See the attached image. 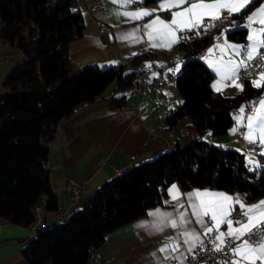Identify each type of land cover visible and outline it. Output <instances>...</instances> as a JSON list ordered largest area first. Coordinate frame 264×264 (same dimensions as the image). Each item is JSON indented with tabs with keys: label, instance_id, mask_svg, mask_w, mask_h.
I'll use <instances>...</instances> for the list:
<instances>
[{
	"label": "trees",
	"instance_id": "1",
	"mask_svg": "<svg viewBox=\"0 0 264 264\" xmlns=\"http://www.w3.org/2000/svg\"><path fill=\"white\" fill-rule=\"evenodd\" d=\"M74 2L0 0L4 22L0 35L22 51L0 90V216L26 227L34 219L38 201L47 209L58 206L46 161L59 122L96 100L113 80L117 84L110 99L120 105L125 94L118 89L131 85L134 75L123 64L100 66L71 57L70 41L84 32L81 13L72 9ZM259 3L256 0L250 7ZM231 19L242 24L237 16ZM223 29L228 37L247 42L249 29L225 21L219 29L199 36L194 32L177 43L184 59L176 75L182 101L168 119L173 123L190 117L180 142L107 178L82 206L26 238L27 264H88L108 231L162 202L174 180L183 187L223 188L250 199L264 196V165L253 169L242 150L197 137L227 132L235 120V107L263 91L253 87L250 78H243L244 91L233 95L212 87L216 72L196 53L213 43Z\"/></svg>",
	"mask_w": 264,
	"mask_h": 264
},
{
	"label": "crops",
	"instance_id": "2",
	"mask_svg": "<svg viewBox=\"0 0 264 264\" xmlns=\"http://www.w3.org/2000/svg\"><path fill=\"white\" fill-rule=\"evenodd\" d=\"M141 7L158 9V3L157 0L145 1L143 5L133 4L129 9H121L118 4L113 3V0H104L103 6L95 10L89 9L85 0H75L72 5V9L80 12L84 21L83 35L72 39L69 43V53L76 62H97L100 66L123 64L126 69H131V64L135 59L144 58L146 64L150 65L148 79L153 81L160 72L164 74L165 79L161 82L158 91L148 89L139 94L134 93L131 90L132 84L126 88H119L118 91L125 94L120 105H115L110 99L117 84V80H113L115 83L110 90L105 88L96 100L83 104L73 114L59 122L56 134L50 141L48 159L51 160L50 180L64 208L63 218L82 206L92 191L107 178L134 163L174 148L180 142V135L190 121L188 115L173 123L168 119L169 113L182 101L176 85V75L184 59L176 54L177 43L170 49L150 47V42L143 30L135 33L139 42L131 38L120 39L122 35L133 34L137 28L142 29V26L154 17L128 21L123 16L117 17L114 10L122 12ZM157 14L161 17L169 15L159 11L154 15ZM101 20L110 27L112 35L100 31L99 22ZM3 25L4 22L0 18V29ZM183 34L178 33V37ZM227 41L237 44L232 40ZM143 42L146 43L144 51L141 49ZM217 42L224 43V38L222 41L215 40L208 45L202 55L203 59L209 55L207 50L214 47ZM247 42L250 43V41ZM18 51L19 48L12 41L0 35V90L4 88L5 74L10 72L20 58ZM215 52L220 53L216 50L214 56L221 55ZM229 58L227 55L224 56V59ZM177 63H179V71H169L170 68H175ZM217 76L219 75L216 72L212 85L218 81ZM237 83L243 84L240 79ZM234 87L235 85L225 81V86L221 88V91L227 95H233L230 92ZM239 110L236 108L233 110L234 117L239 114ZM234 127H236L235 120L227 132L213 135L212 142L220 146L231 145L242 150L248 162L250 153L251 155L256 153L254 157H251L254 160H261L264 164V156L260 155L261 149L258 145L249 143L242 135L246 129L240 128L233 134L231 130ZM170 129L173 131L171 136L168 135ZM251 165L249 163V166ZM70 179L86 182L88 185V189L83 191L81 197L74 202L66 191V184ZM173 184L180 189L181 193L210 190L229 195H241L237 191L210 186L183 187L178 180H174L167 185L162 202L149 207L144 214L132 221L108 231L104 242L90 255L88 264H141L144 261L157 264V258L152 257L150 253L168 243L170 237H174L176 230L167 228L163 233L152 234L155 233L154 224L158 218L152 217L150 213L159 209L172 212L175 217L178 213L188 210L191 216L186 196H182L183 208L173 207L176 202L172 201L169 193ZM45 198L46 195L43 196V201ZM261 200H264V196L255 197L248 202L256 204ZM236 207L239 209L238 205ZM235 215L233 213V217ZM54 216L55 209H47L44 218L50 224ZM192 219L195 220L194 217ZM144 224H148L149 227H144ZM192 226L199 231L198 225H190ZM220 231H226V225H222ZM28 235L26 225L0 216V264H27L23 245L26 238H29ZM244 238L247 239V237ZM183 248L184 246L181 245V250ZM163 255L157 253L158 257ZM256 264H261V262L257 260Z\"/></svg>",
	"mask_w": 264,
	"mask_h": 264
},
{
	"label": "snow or ice",
	"instance_id": "3",
	"mask_svg": "<svg viewBox=\"0 0 264 264\" xmlns=\"http://www.w3.org/2000/svg\"><path fill=\"white\" fill-rule=\"evenodd\" d=\"M113 3L118 4L121 9H129L133 4L143 5L145 0H113ZM157 3L158 9L141 7L122 12L114 10L117 17L123 16L128 21L154 17L144 24L142 29L137 28L133 34L122 35L120 39L131 38L139 42L135 33L143 30L150 47L170 49L181 39H189L186 35L178 37V33L195 32L197 36L201 32L208 34L212 29H219L225 21H229L231 27L243 26L251 29V33L247 35V41L250 43H228L225 35L227 29L215 37L216 41L223 37L224 43L217 42L214 47L207 50L209 55L204 57L220 76L212 87L216 91H221L227 81L243 92L244 85L237 83L240 72L243 70L248 74L250 68L264 69V52L261 51L264 49V0H260L255 8H251L250 5L256 4V0H157ZM158 11L169 15L167 17L154 15ZM232 16H237L242 24H237L235 19L230 20ZM216 50L221 54L218 57L214 56ZM229 53L239 59H224ZM254 60H259V63L253 65L251 62ZM169 71H179V63ZM250 83L255 88H264V70ZM247 108L250 112L245 115L246 107L241 106L239 114L234 117L236 127L231 131L235 134L240 128H245L246 131L242 133L244 138L251 144H257L261 149L260 155L264 156V98L250 103ZM249 163L259 166V162L251 155ZM169 193L172 201L176 202L174 208H183L182 196H186L191 216L188 210L178 213L175 217L172 212L159 209L150 213L152 217L158 218L154 224L155 233L152 234L163 233L167 228L176 230L168 243L150 253L152 257L157 258V264H166L168 260L176 261L177 264H187L190 257L196 258L198 249L200 252L223 253L226 259L219 264H256L257 260L264 264V200L251 204L247 195H229L210 190L181 193L175 184L171 186ZM233 213L236 214L235 217ZM192 217L195 218L194 221ZM194 224L199 226V231L195 226L190 227ZM222 225H226V231H220ZM143 226L149 227L148 224ZM205 238L211 245L210 249L205 243ZM232 244L235 246L231 247ZM181 245L184 246L183 250ZM225 248H230V251L225 252ZM157 253L164 255L158 257Z\"/></svg>",
	"mask_w": 264,
	"mask_h": 264
},
{
	"label": "built area",
	"instance_id": "4",
	"mask_svg": "<svg viewBox=\"0 0 264 264\" xmlns=\"http://www.w3.org/2000/svg\"><path fill=\"white\" fill-rule=\"evenodd\" d=\"M87 6L91 10H95L99 7H102L104 4V0H85ZM99 29L103 33H109L112 35V32L110 31V27L107 25L106 22L100 21L99 22ZM188 37L194 36V32H188L187 35ZM223 40V37L221 38L220 41ZM244 44H248V42H244ZM207 47H204L200 51L196 53V56H202L205 53ZM141 49L144 51L146 49V43L143 42ZM19 55H22V51L19 49L18 51ZM182 51L181 49L177 46L176 54L181 55ZM253 65L259 63V60H254L251 62ZM131 69L133 70V79H132V92L134 93H142L148 89H154V90H159L161 82L165 79V76L162 72H160L153 81H150L148 79V75L150 72V67L146 64L144 58H137L132 62L131 64ZM262 71L261 68H250L248 70V74H246L243 70L240 72L241 77L243 78H250L254 79L258 77V73ZM262 97V94L253 96L251 98L245 99L243 103H245L246 107V112L245 115L249 114L250 109L247 108V106L252 103V102H258L260 98ZM244 130V128H242ZM173 134V131L170 129L168 131V135L171 136ZM198 138H207L209 141H212L213 135L209 132L201 134H197ZM46 164L51 167V160H47ZM88 189V185L86 182H78L76 180L70 179L68 180L66 184V191L70 199L74 202L78 200L83 191ZM47 210V207L42 201H38L35 204V216L34 219L27 225V230L29 231V237L32 236V233H36L37 230L44 228L49 225V223L46 221L44 218L45 212ZM64 215V208L61 203V198L58 197V206L55 209V216L54 220L51 222L53 223L54 221L60 220L63 218ZM50 223V224H51ZM205 243L208 244L207 238H205ZM227 243V241H226ZM235 245L232 244L231 247H234ZM208 248H211V245L208 244ZM230 248H225V252H229ZM226 259L223 253H216L212 251H205V252H200L199 249L197 250V256L195 259H192L191 257L189 258L187 264H219L220 261ZM141 264H155L151 261H144ZM168 264H177L176 261L170 260Z\"/></svg>",
	"mask_w": 264,
	"mask_h": 264
},
{
	"label": "rangeland",
	"instance_id": "5",
	"mask_svg": "<svg viewBox=\"0 0 264 264\" xmlns=\"http://www.w3.org/2000/svg\"><path fill=\"white\" fill-rule=\"evenodd\" d=\"M256 6H258V5H256ZM255 6V7H256ZM254 7V8H255ZM1 18V17H0ZM254 27H256V25H253ZM224 30V29H223ZM251 33V29H249V31H248V34H250ZM225 35H226V37H227V40H232V41H234V42H237V44H244V41H238V40H235V39H232V38H230V37H228V35H227V32L225 33ZM216 54H220V53H218V52H215ZM227 56L228 57H230V58H233L232 57V55L229 53V54H227ZM234 59V58H233ZM218 75H219V73H218ZM218 78V80L220 79V76H217ZM240 80L243 82V77H241V75H240ZM114 83H115V81H112V82H110L109 84H108V86L106 87L107 89L106 90H110L113 86H114ZM227 91H230V90H227ZM240 90L237 88V87H234L232 90H231V94H235V93H238ZM227 93H229V92H227ZM262 94H263V96L261 97V99L262 98H264V88H263V91H262ZM244 105V103L243 102H241L239 105H237L235 108L236 109H240L241 108V106H243ZM218 135V134H217ZM254 152H255V150H253ZM261 151V150H260ZM255 154L256 153H254V154H252L251 155V153H250V155L251 156H255ZM245 157H246V155H245ZM256 161H258L259 162V166H263L264 164L261 162V160H256ZM247 163L249 164V162L247 161ZM259 166H254V165H251V167L254 169L255 167H259Z\"/></svg>",
	"mask_w": 264,
	"mask_h": 264
},
{
	"label": "bare ground",
	"instance_id": "6",
	"mask_svg": "<svg viewBox=\"0 0 264 264\" xmlns=\"http://www.w3.org/2000/svg\"><path fill=\"white\" fill-rule=\"evenodd\" d=\"M262 52H264V50H261ZM262 70H264V69H262Z\"/></svg>",
	"mask_w": 264,
	"mask_h": 264
}]
</instances>
